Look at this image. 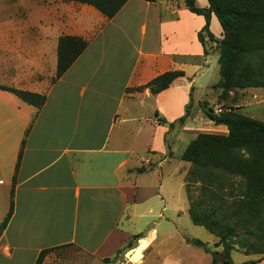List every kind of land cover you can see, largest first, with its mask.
I'll return each mask as SVG.
<instances>
[{
  "label": "crops",
  "instance_id": "obj_1",
  "mask_svg": "<svg viewBox=\"0 0 264 264\" xmlns=\"http://www.w3.org/2000/svg\"><path fill=\"white\" fill-rule=\"evenodd\" d=\"M196 3L209 7L208 0ZM205 25L184 0H129L112 19L75 1L0 0V225L16 180L0 264H36L43 250L65 245L113 260L129 239L144 234L128 228L133 218L153 215L160 201L169 211L167 176L180 177L171 218L189 215V198L180 197L187 194L191 163L181 156L193 140L186 137L205 132L192 115L178 121L193 102L200 108L202 85L220 71L218 45L209 42L205 54L199 40ZM210 32L223 38L215 13ZM63 36L88 46L57 79ZM169 71L185 75L156 95L135 90ZM3 88L45 95L46 102L37 109ZM147 106L154 114L140 116ZM206 123L216 125L211 134L229 133L225 125ZM150 228L127 251L130 261L141 241L153 234L149 246L158 236L157 227ZM176 232L177 226L167 233Z\"/></svg>",
  "mask_w": 264,
  "mask_h": 264
},
{
  "label": "trees",
  "instance_id": "obj_2",
  "mask_svg": "<svg viewBox=\"0 0 264 264\" xmlns=\"http://www.w3.org/2000/svg\"><path fill=\"white\" fill-rule=\"evenodd\" d=\"M90 5L112 19L129 0H66ZM156 3L159 0H144ZM208 8H199L196 0H184L193 13L203 15L206 25L199 33V40L208 54L209 42L218 45L220 80L212 86L220 92L219 98L250 88L264 89V0H208ZM211 13H215L223 28V38L217 39L210 32ZM88 42L80 37L63 36L58 45L56 78H60L81 56ZM182 71L166 72L144 87L156 95L170 87L174 80L183 77ZM17 95L24 102L41 109L46 96L29 91L3 88ZM131 90V89H129ZM221 112L204 107L206 117L217 125H225L228 135L201 133L187 146L182 161L191 163L185 182L190 201L189 215L194 225L205 228L217 238L215 247L223 252H212L211 264H237L231 257L239 250L248 256H260L241 264H258L264 259V121L239 112L238 108L220 107ZM191 115L190 107L179 119L183 124ZM175 124H170L174 128ZM21 152L17 170L22 157ZM15 178L11 190L9 213L0 225V235L14 213ZM197 192V196L194 194ZM139 234L121 248L115 257L135 248ZM188 242L211 252L198 239ZM65 245L63 248L72 247ZM62 247L43 250L36 264H41L46 253ZM111 259H105L109 262Z\"/></svg>",
  "mask_w": 264,
  "mask_h": 264
},
{
  "label": "rangeland",
  "instance_id": "obj_3",
  "mask_svg": "<svg viewBox=\"0 0 264 264\" xmlns=\"http://www.w3.org/2000/svg\"><path fill=\"white\" fill-rule=\"evenodd\" d=\"M215 66L218 67V63ZM218 80H220L219 70L214 71L211 78L207 79L204 85H202L204 89L202 91L200 90L199 93L202 92L205 102H200V108L195 105L196 102H193L192 107L190 108L192 118H195L194 121L203 129L202 131L211 134L214 133L212 131L216 128L214 123L210 126L206 123L209 119L204 114V107L212 108L216 113L221 112L220 107H234L238 108L239 112L244 115L264 121V89L250 88L235 91L229 95L227 100L223 101V99H217L219 91L210 87L211 83ZM139 113L140 116L144 117L148 115V113L153 115L154 110L151 106H147L146 108H142ZM195 137L196 133L193 131L186 138L191 141ZM164 171L167 175V170ZM159 174L161 176L163 175L161 171ZM151 182H153V180L149 183ZM179 182L180 177L178 175L173 177L167 176L163 181L165 188L163 190V197L170 202V204H167V209H169L168 212L162 211L166 203H161L160 201L159 206H155L153 215H148L147 218L143 219H132V223L128 228L133 233H140L145 230L143 235H146L147 229L150 227H157L158 230V236L149 246L148 244L154 238L153 234L149 237V239L141 241L140 245L136 247L137 249L129 254V257L135 263H132V261L129 260L127 256L129 252L121 253L113 260L104 262L79 248L67 247L46 253L41 264H211L213 260L212 252H223V248L215 247V236L205 228L194 225L188 214L181 219H173L170 216L172 213L171 209L174 207L175 201H177L175 187ZM197 194L198 193L195 192L194 196L196 197ZM186 198H188V195L184 192V195L182 194L180 199L186 200ZM144 207H146V204H142V208ZM159 213L162 215L157 217L156 215ZM176 226L180 229V234L177 232L167 233L174 230ZM188 239L201 240L207 245L211 252H207L204 248L189 243ZM131 240H133V237L129 239V242ZM136 243L137 241L135 242V245ZM231 257L235 263L241 264L250 260L253 256H248L242 251L234 250L231 253ZM256 257L260 258V256ZM258 264H264V259H262Z\"/></svg>",
  "mask_w": 264,
  "mask_h": 264
}]
</instances>
